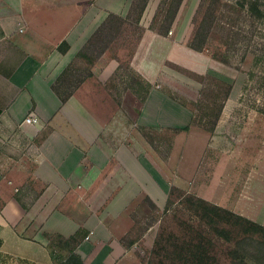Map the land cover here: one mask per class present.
<instances>
[{
  "label": "crops",
  "instance_id": "0c3cea01",
  "mask_svg": "<svg viewBox=\"0 0 264 264\" xmlns=\"http://www.w3.org/2000/svg\"><path fill=\"white\" fill-rule=\"evenodd\" d=\"M131 1L0 0V146L15 139L36 145L32 175L44 184L25 203L24 186L8 193L12 180L0 169V264H55L53 254L71 251L85 264H116L131 207L166 203L169 176L138 128H183L193 113L154 85L147 59L133 54L127 66L148 90L143 100L128 87L120 94L108 88L125 68L107 50L66 101L52 87L108 14L125 16ZM31 111L35 121H25ZM47 235L77 243L54 248Z\"/></svg>",
  "mask_w": 264,
  "mask_h": 264
},
{
  "label": "rangeland",
  "instance_id": "374dc122",
  "mask_svg": "<svg viewBox=\"0 0 264 264\" xmlns=\"http://www.w3.org/2000/svg\"><path fill=\"white\" fill-rule=\"evenodd\" d=\"M199 1L182 0L168 34L159 37L154 33L157 27L149 28L159 0H149L139 24L152 35L144 38L130 34L111 42L106 50L119 55L123 68L128 66L133 54H137L139 60L147 59V75L154 85L159 83L172 98L193 108L199 120L206 114H213L230 84L213 132L204 130L200 122L183 128H138V132L145 138L154 164L169 176V188L175 185L264 224V93L256 77L251 75L252 71L262 70L256 60H264V18L253 20L243 9L236 16L229 44L214 38L202 50L195 51L188 43L194 30L192 17ZM235 1L239 0H218L216 15L227 16V6L223 3ZM259 2L264 8V0ZM222 56L228 61L220 60ZM75 61L69 67V79L77 73H85L89 66L85 58ZM161 61L163 70L159 71ZM182 70L208 75L205 94L199 95L201 83ZM125 75L118 80L119 84L110 81L108 88L120 94L124 90ZM134 75L141 83L140 90L145 88L139 73ZM36 150V145L26 139L5 141L0 146V169L12 180L8 182V193H14V185L24 186L20 193L25 203L32 201L44 185L32 175ZM164 206L157 209L131 207L128 231L119 237L125 250L116 264H149L159 224H170L168 229L178 230L174 220L162 214ZM28 226L31 230L36 228L32 221ZM47 238L54 248L67 245L63 238L52 235ZM240 251L244 256V249Z\"/></svg>",
  "mask_w": 264,
  "mask_h": 264
},
{
  "label": "trees",
  "instance_id": "16d2710c",
  "mask_svg": "<svg viewBox=\"0 0 264 264\" xmlns=\"http://www.w3.org/2000/svg\"><path fill=\"white\" fill-rule=\"evenodd\" d=\"M148 1L132 0L125 16L108 14L77 54L78 57L85 58L89 65L85 73H77V76L69 79L68 67L54 82L52 87L63 102L85 77L92 74L91 65L110 46L111 42L125 39L130 34L140 37L143 28L139 21ZM259 1L224 2L228 15L222 14L218 17L216 15L218 0H200L192 17L194 30L188 46L192 50L200 51L214 38H221L222 44H229L232 40V27L237 23L236 16L240 15L243 9L253 20L258 21L264 18V8H261ZM181 3L182 0H159L149 28L157 27V33L166 36ZM66 47L65 42L59 45L60 51H65ZM219 59L223 62L228 61L226 56ZM256 62L261 65L262 70L252 71L251 75L256 77L264 93V60H256ZM126 67L123 72L126 74L123 89L130 88L143 100L148 90L146 88L140 90V81ZM182 71L200 82L199 95L205 94L208 75L200 76L187 70ZM114 76H117V72ZM230 88L229 84L226 92L217 102L213 114H206L201 120L196 118L193 108L189 107L193 113L190 125H198L197 122H200L204 130L213 132ZM151 206L157 209L153 203ZM162 214L173 219L178 230L168 229L167 226L170 224H159L148 260L149 264H264V224L256 220L175 185L169 188ZM64 240L67 244L77 243L74 236ZM240 249H244V256ZM53 257L55 264H85L74 251L65 258H57L55 254Z\"/></svg>",
  "mask_w": 264,
  "mask_h": 264
},
{
  "label": "built area",
  "instance_id": "2783aa9c",
  "mask_svg": "<svg viewBox=\"0 0 264 264\" xmlns=\"http://www.w3.org/2000/svg\"><path fill=\"white\" fill-rule=\"evenodd\" d=\"M156 87H157V88H160L161 85L158 83V84H156ZM32 120L35 121V117H34V113L31 111V112L29 113V115L25 118V121L30 122V121H32Z\"/></svg>",
  "mask_w": 264,
  "mask_h": 264
}]
</instances>
